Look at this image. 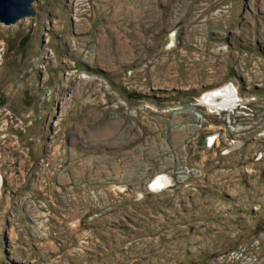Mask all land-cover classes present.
I'll use <instances>...</instances> for the list:
<instances>
[{"label": "rangeland", "instance_id": "374dc122", "mask_svg": "<svg viewBox=\"0 0 264 264\" xmlns=\"http://www.w3.org/2000/svg\"><path fill=\"white\" fill-rule=\"evenodd\" d=\"M33 5L0 23V264H264V0Z\"/></svg>", "mask_w": 264, "mask_h": 264}, {"label": "water", "instance_id": "95a60500", "mask_svg": "<svg viewBox=\"0 0 264 264\" xmlns=\"http://www.w3.org/2000/svg\"><path fill=\"white\" fill-rule=\"evenodd\" d=\"M37 0H0V23L12 25L36 13L34 2Z\"/></svg>", "mask_w": 264, "mask_h": 264}, {"label": "bare ground", "instance_id": "6f19581e", "mask_svg": "<svg viewBox=\"0 0 264 264\" xmlns=\"http://www.w3.org/2000/svg\"><path fill=\"white\" fill-rule=\"evenodd\" d=\"M233 97L234 91H232L230 87H227L219 91H212L205 94L202 101H205L208 106H225L232 104L231 101H233Z\"/></svg>", "mask_w": 264, "mask_h": 264}, {"label": "built area", "instance_id": "2783aa9c", "mask_svg": "<svg viewBox=\"0 0 264 264\" xmlns=\"http://www.w3.org/2000/svg\"><path fill=\"white\" fill-rule=\"evenodd\" d=\"M226 87H229V86H225V88H226ZM223 88H224V87H223ZM219 90H222V88H220ZM219 90H217V91H219Z\"/></svg>", "mask_w": 264, "mask_h": 264}]
</instances>
